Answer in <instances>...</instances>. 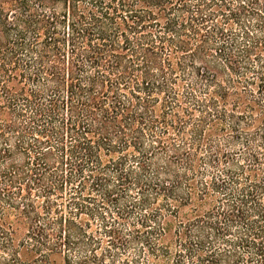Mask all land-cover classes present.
I'll return each instance as SVG.
<instances>
[{
    "label": "trees",
    "instance_id": "16d2710c",
    "mask_svg": "<svg viewBox=\"0 0 264 264\" xmlns=\"http://www.w3.org/2000/svg\"><path fill=\"white\" fill-rule=\"evenodd\" d=\"M0 264H264V0H0Z\"/></svg>",
    "mask_w": 264,
    "mask_h": 264
}]
</instances>
